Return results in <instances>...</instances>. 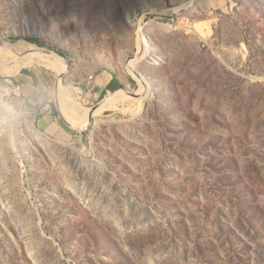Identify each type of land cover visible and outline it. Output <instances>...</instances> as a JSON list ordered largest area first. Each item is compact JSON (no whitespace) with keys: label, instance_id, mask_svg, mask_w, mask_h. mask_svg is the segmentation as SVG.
I'll return each mask as SVG.
<instances>
[{"label":"rangeland","instance_id":"rangeland-1","mask_svg":"<svg viewBox=\"0 0 264 264\" xmlns=\"http://www.w3.org/2000/svg\"><path fill=\"white\" fill-rule=\"evenodd\" d=\"M192 2L0 0V264H264V0L145 13ZM42 49L65 71L28 64ZM24 71L65 139L36 126ZM110 75L122 94L90 120Z\"/></svg>","mask_w":264,"mask_h":264},{"label":"crops","instance_id":"crops-1","mask_svg":"<svg viewBox=\"0 0 264 264\" xmlns=\"http://www.w3.org/2000/svg\"><path fill=\"white\" fill-rule=\"evenodd\" d=\"M112 79L113 76L110 75V78H106V81L98 86L101 92L103 91L104 86H108ZM22 81H24V83L27 85V92H25L24 90L21 91L20 87L18 88L20 89V94L23 95L25 102L32 104L33 106L29 109L28 112L31 115L34 114L37 123L36 126L48 135H51L57 139H65L68 136V132L57 121L51 107L53 100L50 96V93L44 87L43 83H41L38 87H35L32 78L29 76H25L24 80ZM17 91L19 90L15 89L14 93L16 94ZM37 107H39V109ZM37 111H40L38 119L36 115Z\"/></svg>","mask_w":264,"mask_h":264},{"label":"water","instance_id":"water-1","mask_svg":"<svg viewBox=\"0 0 264 264\" xmlns=\"http://www.w3.org/2000/svg\"><path fill=\"white\" fill-rule=\"evenodd\" d=\"M197 1H198V0H193V2H192L189 6H187V7H185V8H180V9L178 10V12H173L172 9H162V8H154V9H153V8H152V9H147V10L145 11V13L150 14V13H153V12H158V13H160V14L179 15V14H183V13H185L187 10H189L190 8H192V6H194V5L197 3ZM142 29H143V27H142L141 25H138V35L141 33V34H140V40L144 42L145 36H144V34H142ZM143 42H142V43H143ZM41 51H42V53H43L44 55H46V56L58 57L56 54H54V53L51 52V51H47V50H44V49H42ZM58 58H59V57H58ZM63 61H64V60H63ZM64 62H65V61H64ZM137 75L140 76V75H142V74H141L140 72H137ZM61 78H63V76H62L61 74H59V78H58V80H57V83H56V89H55V91H56L55 96H56V100H57V110H58V112H59V114H60L61 119L63 120V122H64L67 126L71 127L72 129H75V130H78V131H82V130L84 129V127H80V126H77V125L73 124L70 120H68V119L64 116V114H63V112H62V109H61V106H60V102L58 101V92H59V86H60V79H61ZM120 89H121V88L117 89L115 92L119 91ZM109 102H111V97H108L107 99H105V100L102 101L101 103H99V104L93 106V107L91 108V111H90V120L93 118L94 114L97 113V111H98L100 108H102L104 105H107Z\"/></svg>","mask_w":264,"mask_h":264},{"label":"bare ground","instance_id":"bare-ground-1","mask_svg":"<svg viewBox=\"0 0 264 264\" xmlns=\"http://www.w3.org/2000/svg\"><path fill=\"white\" fill-rule=\"evenodd\" d=\"M142 31H143V29H142ZM141 34V33H140ZM143 34V33H142ZM20 43V42H19ZM11 48V47H10ZM19 50H25L24 48H22V46H20V44H16L15 46L13 45V48H12V52H15V53H17ZM142 50V49H141ZM29 51V50H28ZM31 54V53H30ZM33 55H35L31 60H29V63L28 64H31L32 63V60L34 61V60H36V59H39L40 57H49V58H52V59H59L61 62H62V64H63V66H64V70H63V72L65 71V69H66V66L64 65V61L61 59V58H58V57H51V56H46V55H44L43 53H42V51L40 52V53H37V54H33ZM5 56V53L3 52V53H1L0 52V59L2 58V57H4ZM30 58V57H29ZM26 58H24V60H25ZM27 59H28V56H27ZM27 61V60H26ZM41 61H43V62H48V63H50V64H54L52 61H47V60H44V59H41ZM2 66H4L3 64L2 65H0V68L2 67ZM18 66V65H17ZM40 66V65H39ZM54 66H55V68L57 69V71L59 72V73H62V67L60 66V65H58L57 63L56 64H54ZM137 72H139L138 70H137ZM136 72V73H137ZM139 77H141V75L139 76ZM144 80V79H143ZM144 82V81H143ZM145 83V82H144ZM145 85H146V83H145ZM148 87V86H147ZM60 89H61V95H63V96H65V95H68L69 93L67 92V90L66 89H64L63 87H60L59 86V92H58V101L60 102V106H61V109H62V112H63V114H64V116L68 119V120H70V117L72 118V119H74V120H76V122L74 123V122H72L71 120V122L73 123V124H75V125H77V126H82V125H78V124H76L77 122H79L78 120H77V117H73V116H70V115H68V114H66L65 112H64V109L62 108V104H61V101H60ZM147 90H148V88H147ZM143 91H145V90H143ZM124 92V91H123ZM120 94H122V91H117L113 96H112V98H111V100H114V99H116L117 97H116V95H120ZM69 96V95H68ZM2 103V102H1ZM107 105H104L102 108H100L99 110H101V109H104L105 107H106ZM67 108V107H66ZM98 110V111H99ZM65 111L68 113V111L65 109ZM97 111V112H98ZM69 116V117H68ZM83 120H85V119H83ZM80 123V122H79Z\"/></svg>","mask_w":264,"mask_h":264},{"label":"trees","instance_id":"trees-1","mask_svg":"<svg viewBox=\"0 0 264 264\" xmlns=\"http://www.w3.org/2000/svg\"><path fill=\"white\" fill-rule=\"evenodd\" d=\"M19 39H24L27 42H29L31 44H35L39 47H44V44H45L43 42V40L37 36L27 37V38H18V40ZM1 48L2 47H0V49ZM23 73L32 78L33 84L35 87H38L42 83V82H40L39 78L35 74L27 72V71H24ZM121 86H122V84L119 81V79L114 76L112 81L108 84L106 89H107V91L115 92L117 89L121 88ZM51 107H52L53 112L55 113V106L53 103L51 104ZM37 108L39 109V107H37Z\"/></svg>","mask_w":264,"mask_h":264},{"label":"built area","instance_id":"built-area-1","mask_svg":"<svg viewBox=\"0 0 264 264\" xmlns=\"http://www.w3.org/2000/svg\"><path fill=\"white\" fill-rule=\"evenodd\" d=\"M95 80V77L92 75L89 77V83L93 82ZM8 124V121H6V118H0V130L2 131L3 128H5Z\"/></svg>","mask_w":264,"mask_h":264}]
</instances>
